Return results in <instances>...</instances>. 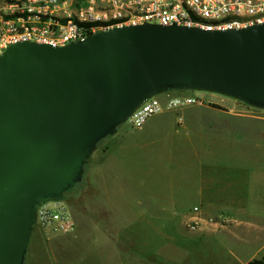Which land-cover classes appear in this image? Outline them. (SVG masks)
I'll use <instances>...</instances> for the list:
<instances>
[{
    "label": "water",
    "instance_id": "1",
    "mask_svg": "<svg viewBox=\"0 0 264 264\" xmlns=\"http://www.w3.org/2000/svg\"><path fill=\"white\" fill-rule=\"evenodd\" d=\"M169 90L264 108V23L122 26L0 55V264H25L37 207L82 182L98 144Z\"/></svg>",
    "mask_w": 264,
    "mask_h": 264
},
{
    "label": "crops",
    "instance_id": "2",
    "mask_svg": "<svg viewBox=\"0 0 264 264\" xmlns=\"http://www.w3.org/2000/svg\"><path fill=\"white\" fill-rule=\"evenodd\" d=\"M190 108L166 114H174L175 119L184 122L185 128H188L192 119L198 124L202 123L200 113L204 109L193 112ZM241 111L256 114L233 116L227 112L215 115L209 123L210 145L223 141L233 144L232 154L225 158L223 165L217 162L220 153H210L208 190L212 196L209 205L219 216L204 217L199 232L192 233L186 229L190 217L186 216L183 201L170 199L168 195L161 199L146 195L143 199L137 194L162 185L135 182L137 169L134 162L141 149L135 141L133 146L129 145L131 168L128 171L129 180L134 182L122 184L105 179L102 183L89 186L88 190L97 192L96 199L80 200L69 205L74 210L71 211L77 223L74 235L78 232V226L85 225L89 219V224L108 236L115 248H122L118 252L125 259L124 264H249L255 259L264 258V227L254 218L243 220L240 210L247 202L263 199L264 203V108H243ZM191 129V136L197 137L198 132ZM179 135L176 139L186 142H192L195 138L185 140V136ZM171 149L173 153L176 152L175 138ZM119 150L120 147H115L108 155H104V164ZM201 158L207 159L201 155L198 160ZM194 166L196 163L189 161L186 168L182 161L178 171L190 170ZM132 171L135 174L132 175ZM168 173L174 176L177 171ZM108 175L104 173L107 178ZM112 175H120V172L112 171ZM169 185L177 190L174 183ZM196 190L202 192L203 184L197 182ZM125 205H129V209L133 206L134 209L125 210ZM94 213L97 215L92 216ZM223 216H226L225 219ZM242 226L248 230L247 234H237ZM233 237L239 239L238 247L232 245ZM212 238H217L218 244L213 243ZM210 240L212 244L208 246L206 243ZM249 245L256 246L257 256L246 254Z\"/></svg>",
    "mask_w": 264,
    "mask_h": 264
},
{
    "label": "rangeland",
    "instance_id": "3",
    "mask_svg": "<svg viewBox=\"0 0 264 264\" xmlns=\"http://www.w3.org/2000/svg\"><path fill=\"white\" fill-rule=\"evenodd\" d=\"M174 93L190 94L201 99L200 105L191 107L190 110L194 112L204 109L203 112L200 113L203 117L202 123L198 124V122L192 119L187 125L188 128H185L186 125L184 127V122L180 121V119H175L174 114H163L152 117L140 129H133L127 123L122 124L117 129L116 133L102 140L97 149L90 156L85 165V173L82 182L78 183L71 191L66 192L62 198L44 202V204L53 205L66 203L71 205L73 202L80 200L96 199L97 192L88 190V187L102 183L105 179L114 183H133L134 180L130 181L128 176V171H130L131 168L129 145L133 146V143L136 141L141 149L134 162L137 169L136 174L135 171H132V175L134 173L136 176L135 182L162 185V187L160 186L159 188L140 191L137 193L138 195L143 199L146 195H152L159 199L168 195L170 199L175 198L181 202L183 201L186 216L188 218L195 206L200 207L203 218L219 216V213L213 212V209L209 205V199H211L212 196L208 190V171H211L210 164L208 163L210 162L209 156L211 155L210 153L213 152L220 153L221 157L217 162L223 165L226 161L225 158L232 154L233 143H225L223 141L210 145L208 141L210 132L208 128L209 123L217 114L231 112L233 116L253 115L256 113H244L241 110L243 108H263L255 107L235 98L212 92L187 90L182 92L175 91ZM160 97L164 98L163 95H160ZM191 128L198 132L197 137L191 136ZM179 134L185 136V140L191 137L195 138H193L192 142H186L182 139H176L177 136H180ZM174 138L177 153L171 151L172 140H174ZM115 147H120V150L112 154L104 164V155H108V152ZM186 153H188L187 156L184 155ZM201 155L207 159L201 158L198 160ZM190 157L194 159L192 160ZM182 161L186 164V168H188L189 161H194L196 166L190 170L178 171V166ZM112 171H119L120 175L113 176ZM168 171H177V173L173 174L174 176H169ZM197 171H202V173L198 174ZM104 173L109 174L108 178L104 176ZM135 176H132L133 179H135ZM172 178L173 180L170 181ZM171 182L172 184L174 183L177 190L172 189L173 186L169 185ZM197 182L203 184L204 190L202 192L196 190ZM126 195L129 196V193H126ZM69 207L71 209V206ZM128 209L129 205H125V210ZM133 209L134 207L132 206L129 210L132 211ZM240 210L243 220L254 218L255 221L259 222L261 226L264 227L263 199L257 200L256 202L254 201L253 203L247 202L244 208ZM91 215L95 216L97 214L94 213V215ZM74 221L77 230L75 217ZM89 221L88 219L85 225L78 226L76 235H74L76 232L75 230L72 234L56 236L51 233H46L34 225L25 264H124L123 261L125 259H123V257L120 256V252H118L122 248H115V244L109 237L101 233L100 230L98 231L95 226H91ZM244 226L241 227L242 229H240L237 234H247L248 230H246ZM186 229H188L187 223ZM188 231L191 232L189 229ZM212 241L213 243H217L218 239L215 238ZM212 241L210 240L206 244L210 246ZM231 243L234 247L236 245L238 247L239 239L233 237ZM257 251L255 245H249L246 254L257 256ZM246 257L247 256L242 258L244 259Z\"/></svg>",
    "mask_w": 264,
    "mask_h": 264
},
{
    "label": "built area",
    "instance_id": "4",
    "mask_svg": "<svg viewBox=\"0 0 264 264\" xmlns=\"http://www.w3.org/2000/svg\"><path fill=\"white\" fill-rule=\"evenodd\" d=\"M263 23L264 0H0V55L18 42L65 47L122 26L179 25L213 31ZM175 91L187 90L150 98L125 123L140 129L156 115L200 105L199 97ZM202 224L201 209L195 206L187 228L197 232ZM35 226L56 236L76 230L66 203L39 205Z\"/></svg>",
    "mask_w": 264,
    "mask_h": 264
},
{
    "label": "trees",
    "instance_id": "5",
    "mask_svg": "<svg viewBox=\"0 0 264 264\" xmlns=\"http://www.w3.org/2000/svg\"><path fill=\"white\" fill-rule=\"evenodd\" d=\"M101 142H102V141H101ZM101 142H100V143H101ZM100 143H99V144H100ZM99 144H98V146H99ZM249 264H264V258H262V259H255V260L249 262Z\"/></svg>",
    "mask_w": 264,
    "mask_h": 264
}]
</instances>
